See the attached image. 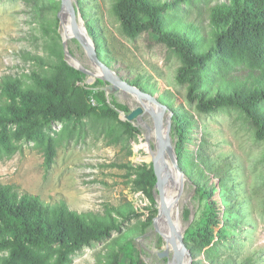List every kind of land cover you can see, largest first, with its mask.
Returning <instances> with one entry per match:
<instances>
[{
	"label": "rangeland",
	"instance_id": "1",
	"mask_svg": "<svg viewBox=\"0 0 264 264\" xmlns=\"http://www.w3.org/2000/svg\"><path fill=\"white\" fill-rule=\"evenodd\" d=\"M57 1L60 0H0V80L18 78L32 86L33 72L46 75L53 71L51 64L55 56L45 44L62 43V38L51 30L56 13L42 5ZM115 1L77 0L85 25L90 22L99 30L109 67L128 82L138 77L143 84L139 87L148 88L164 104V96H172L193 122L184 146L204 175L197 188L183 171L178 187L179 203L176 213L172 211L176 230L180 225L177 232L182 233L186 227L184 240L185 231L203 205L214 202L221 220L219 238L212 248L196 251V260L207 263V256L212 255L220 261L230 259L231 264H264V139L255 135L253 125L238 108L225 107L205 113L189 102L185 85L175 79L180 65L178 56L152 33L127 35L115 15ZM215 1L193 0L182 4V8L188 17L201 19L206 25L208 8ZM167 11L174 13L173 9ZM68 47L71 57L94 70L75 39H68ZM90 77L85 74L82 84H91ZM96 89L106 90L108 101L115 99L125 104L127 111L123 115L138 107L130 93L107 90L105 83ZM150 117L143 115L147 129L143 122L133 119L137 132L131 136L122 134V127L109 120L84 118L57 122L44 130L54 143L52 162L46 163L47 138L41 142L21 139L15 142L9 156H0V182L38 194L49 203L62 202L86 217H115L123 223L122 230L133 236L147 264H168L172 250L167 242L152 225L141 230V223L153 204L134 182L136 166L149 164L155 151L154 134L148 130H154ZM167 120L168 111L162 116L165 126ZM110 126L115 127V132L107 135ZM120 133V139L114 141V136ZM169 135L175 148L178 138L172 120ZM132 209L135 215L126 218ZM116 235L113 232L111 237L83 247L72 255L70 264H105ZM162 251H168V257H159ZM4 255L6 252L0 251V264Z\"/></svg>",
	"mask_w": 264,
	"mask_h": 264
},
{
	"label": "trees",
	"instance_id": "2",
	"mask_svg": "<svg viewBox=\"0 0 264 264\" xmlns=\"http://www.w3.org/2000/svg\"><path fill=\"white\" fill-rule=\"evenodd\" d=\"M192 1L116 0L113 9L127 35L152 33L158 42L174 51L180 60L175 79L185 85L186 99L194 102L199 111L238 108L253 125L255 135L264 139V0H217L208 8L206 25L201 19H191L183 10L182 4ZM44 6L56 13L51 30L59 38L60 1ZM168 9L174 13L169 14ZM86 28L98 57L110 64L97 26L89 22ZM45 45L55 56L52 72H33L32 86L18 78L0 80V156H9L15 142L21 139L41 142L47 138L46 163L50 164L54 143L44 130L57 122L96 118L118 123L122 134L131 136L137 132L131 122L119 117L127 106L115 99L108 101L105 90L96 89L104 84L103 80L82 84L85 73L65 61L62 43ZM129 81L143 85L138 77ZM164 98L173 111L178 164L199 188L204 172L196 168V161L189 158L184 146L193 122L172 96ZM114 132V126L107 129V135ZM121 133L114 136V141L120 139ZM136 167L134 182L153 204L141 223L145 231L158 212L153 194L156 176L152 163ZM203 192L208 194L207 190ZM214 206V202L205 203L185 231L184 242L193 257L192 264H231L230 259L220 261L212 255L207 256V263L196 260V251L212 248L219 238L221 220ZM132 215L133 209L126 218ZM122 224L115 217H86L62 202L49 203L38 194L0 182V251L6 252L2 264H70L74 253L111 237L113 232L117 233L115 245L108 249L105 264H147L133 236L122 230Z\"/></svg>",
	"mask_w": 264,
	"mask_h": 264
},
{
	"label": "water",
	"instance_id": "3",
	"mask_svg": "<svg viewBox=\"0 0 264 264\" xmlns=\"http://www.w3.org/2000/svg\"><path fill=\"white\" fill-rule=\"evenodd\" d=\"M64 10L68 13V21L71 29V34L66 36L63 33V13ZM59 26L58 31L62 38V47L64 53L65 61L72 67L82 71L85 74L91 75L89 78V83L94 82L96 79H101L106 84L107 90H120L126 93H130L134 96L138 107L130 111L128 114L123 115V111H120L119 117L124 120L133 123V119H137L139 122H144L143 115L148 114L153 120V136H154V148L155 151L152 154L149 162L152 163L154 173L156 176V183L154 185L153 194L157 202L158 212L153 218L152 226L156 232L167 242V235L162 230L161 227L156 222V219L160 215H164L167 220L169 238L171 241L172 259L174 258L175 264H182L183 262V252L187 253L189 256L188 264H192V255L187 248L184 240L183 234L186 227L183 228V232L178 235V242L182 246V251L179 250L178 244L175 240L176 228L172 219V207L168 204L166 198V182H165V170L168 166L167 154L170 156L171 164L175 167L177 172L183 178V171L178 164L177 154L174 146L167 152L166 150V134L164 130V124L162 122V116L166 111H168L167 127L170 130V121L172 120L173 111L168 108L166 104L157 99V96L153 93L143 90L139 86L122 79L114 70H112L108 64H106L101 58L98 57L95 48V42L89 35L86 25L80 14L77 0H60V9L58 11ZM81 30L83 32H81ZM85 35V38L83 37ZM73 38L77 41L79 46L84 50L87 57L94 66V70H90L84 67L81 62L73 57L69 52L68 39ZM78 61L80 65L76 62ZM100 70L101 73L97 74L96 71ZM106 94L107 91L105 90ZM168 251H162L158 253L159 257L167 256ZM170 261L168 262V264Z\"/></svg>",
	"mask_w": 264,
	"mask_h": 264
},
{
	"label": "bare ground",
	"instance_id": "4",
	"mask_svg": "<svg viewBox=\"0 0 264 264\" xmlns=\"http://www.w3.org/2000/svg\"><path fill=\"white\" fill-rule=\"evenodd\" d=\"M64 17H63V33L66 36H69L71 34V29H70V25H69V21H68V13L66 10H64L63 13ZM81 32H83L81 30ZM83 37L85 38V35H83ZM79 64L78 61H76ZM97 74H100L101 71L98 69L96 71ZM151 118V117H150ZM164 120V119H163ZM144 123V122H143ZM147 126L144 123V127H146L145 129H147ZM150 134H153V131L151 128H148ZM164 130H165V134H166V150L167 152L170 151L172 149V143H171V139H170V135H169V131H168V127L167 125L164 126ZM151 152V151H150ZM165 182H166V198H167V202L168 204L172 207V211L176 213V209H177V204L179 203V193H178V187L181 184L182 181V176L177 172V170L175 169V167L173 166V164L170 163V161L168 162V166L165 170ZM175 217V216H174ZM163 221H165L167 223L166 217L164 215H160L157 219L156 222L159 225V227L162 228V230L166 233L167 235V247L170 249L172 247L171 245V241L169 238V230L167 228V226L163 223ZM180 225L178 224L177 226V230L179 229ZM175 232V240L178 244L179 250L182 251V246L181 244L178 242V235L181 234V232ZM183 252V251H182ZM188 259L189 256L187 255V253L183 252V262L182 264H188ZM169 264H175V260L174 258L170 260Z\"/></svg>",
	"mask_w": 264,
	"mask_h": 264
}]
</instances>
